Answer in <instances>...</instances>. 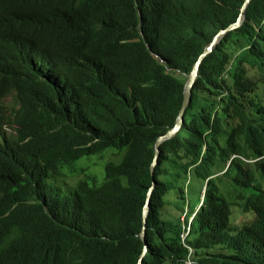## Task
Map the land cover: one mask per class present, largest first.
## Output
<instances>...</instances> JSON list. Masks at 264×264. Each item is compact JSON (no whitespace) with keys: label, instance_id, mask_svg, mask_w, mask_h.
<instances>
[{"label":"trees","instance_id":"1","mask_svg":"<svg viewBox=\"0 0 264 264\" xmlns=\"http://www.w3.org/2000/svg\"><path fill=\"white\" fill-rule=\"evenodd\" d=\"M245 1L0 0V264H139L153 183L142 264H264V0L202 59L151 175ZM93 156L104 181L72 191Z\"/></svg>","mask_w":264,"mask_h":264},{"label":"water","instance_id":"2","mask_svg":"<svg viewBox=\"0 0 264 264\" xmlns=\"http://www.w3.org/2000/svg\"><path fill=\"white\" fill-rule=\"evenodd\" d=\"M251 0H246L245 4L242 7V13L245 11L247 5L249 4ZM243 23L242 17H239L238 20L230 25L229 27H227L224 30H221L213 39V41L211 42V44L204 50L203 54L199 57L198 61L195 63L191 73L188 76V79L186 81L185 84V88H184V99H183V103H182V107L181 110L179 112V115L177 117L176 120V124L175 127L172 128L171 130H169L165 135L160 136L155 144V159L154 162L151 166V173H152V177L154 178V167L156 164V161L158 159L159 156V146L161 145V143L167 139H169L170 137H172L182 126L183 120H184V114L185 111L190 103L191 100V94H192V88L194 87V85L196 84L197 81V77H198V73H199V66L201 64L202 59L212 51L213 47L219 42V40L229 31L235 30L236 28L240 27L241 24ZM153 189V188H152ZM152 189L149 190L148 195H147V200L149 201V198L151 196V191ZM147 209H148V204L146 205V208L144 209V213H143V231L141 234V238L142 241L145 243V251L144 254L141 256L140 260H139V264H142V260L143 257L145 256V252H147V245H146V240H145V225H146V218H147Z\"/></svg>","mask_w":264,"mask_h":264},{"label":"rangeland","instance_id":"3","mask_svg":"<svg viewBox=\"0 0 264 264\" xmlns=\"http://www.w3.org/2000/svg\"><path fill=\"white\" fill-rule=\"evenodd\" d=\"M10 100L11 99L9 98L8 101ZM111 159L112 158H108L107 161H111ZM105 165L106 164H103L99 157L93 156L90 158L84 157L74 164L65 167L63 169V173L66 174V177H68V179L66 178L67 186H70L69 188H72L71 190L74 191L78 181L85 179V176H94L99 182H103L105 178ZM83 171V178L74 177V175L80 174ZM71 190L63 185V193Z\"/></svg>","mask_w":264,"mask_h":264},{"label":"clouds","instance_id":"4","mask_svg":"<svg viewBox=\"0 0 264 264\" xmlns=\"http://www.w3.org/2000/svg\"><path fill=\"white\" fill-rule=\"evenodd\" d=\"M250 3V2H249ZM245 4V3H244ZM248 6V5H247ZM247 8V7H246ZM242 10V9H241ZM246 10V9H245ZM239 17H242V19H243V21H244V19H245V11L242 13V11H241V14H240V16ZM242 25V24H241ZM222 39V38H221ZM220 39V40H221ZM219 40V41H220ZM211 44V43H210ZM190 74V73H189ZM189 76V75H188ZM177 120V119H176ZM176 124V123H175ZM175 127V126H174ZM173 127V128H174ZM4 130H6V131H8V132H10V133H14L15 131L13 130V128H11V127H9V126H5L4 127ZM171 130V129H170ZM159 138V137H158ZM171 138V137H170ZM157 141V140H156ZM164 142V141H163ZM156 144V143H155ZM156 151V150H155ZM156 153V152H155ZM154 162V161H153ZM156 163H157V161H156ZM153 164V163H152ZM156 165V164H155ZM152 166V165H151ZM151 175H152V173H151ZM153 178V177H152ZM154 179V178H153ZM155 185V183H153V186ZM151 187L150 189H152V188H154V187ZM149 189V190H150ZM152 191H153V189H152ZM152 191H151V193H152ZM149 192V191H148ZM148 195V194H147ZM151 197V196H150ZM150 199V198H149ZM148 204V209H149V201L147 200V203H146V205ZM146 208V207H145ZM144 208V209H145ZM148 209H147V216H148ZM144 213V212H143ZM146 222H147V218H146ZM144 225V224H143ZM189 229V228H188ZM187 229V230H188ZM143 231V230H142ZM142 234V233H141ZM145 236H146V229H145ZM141 240H142V238H141ZM145 240H146V238H145ZM144 243V242H143ZM144 245H145V243H144ZM146 245H147V243H146ZM144 251H145V248H144ZM147 251V250H146ZM147 252H145V254H146ZM144 254V253H143ZM144 258V257H143Z\"/></svg>","mask_w":264,"mask_h":264},{"label":"bare ground","instance_id":"5","mask_svg":"<svg viewBox=\"0 0 264 264\" xmlns=\"http://www.w3.org/2000/svg\"><path fill=\"white\" fill-rule=\"evenodd\" d=\"M209 46V45H208ZM216 46V45H215Z\"/></svg>","mask_w":264,"mask_h":264}]
</instances>
